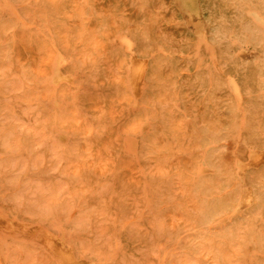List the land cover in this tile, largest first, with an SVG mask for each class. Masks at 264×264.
Returning a JSON list of instances; mask_svg holds the SVG:
<instances>
[{
  "label": "rangeland",
  "instance_id": "rangeland-1",
  "mask_svg": "<svg viewBox=\"0 0 264 264\" xmlns=\"http://www.w3.org/2000/svg\"><path fill=\"white\" fill-rule=\"evenodd\" d=\"M198 2L203 36L173 0H0V264H264V0Z\"/></svg>",
  "mask_w": 264,
  "mask_h": 264
},
{
  "label": "bare ground",
  "instance_id": "bare-ground-1",
  "mask_svg": "<svg viewBox=\"0 0 264 264\" xmlns=\"http://www.w3.org/2000/svg\"><path fill=\"white\" fill-rule=\"evenodd\" d=\"M198 1L199 0H173L180 14H182V16H184L189 21V25L194 28L198 34L203 36V21L205 15L199 7ZM250 15L255 22L264 27V17L262 15H260L256 10L252 11ZM123 42L125 43L126 40L123 39ZM238 54L243 57L250 56L253 54V50L249 47H244L239 50ZM146 67L147 65L145 60L137 56H131V63L129 65V72L127 75L130 77L131 85L136 90L139 88V79L146 70ZM55 73H57V71ZM230 88L235 95H239V90L232 80L230 82ZM263 162L264 152L258 151L251 153L249 164H258ZM242 199L243 202L241 205L246 206L250 204L251 197L249 193H245ZM49 242L48 243L51 245L52 250L62 260L63 264H87L86 262L75 260L72 256V253L64 249L63 245L57 240H51Z\"/></svg>",
  "mask_w": 264,
  "mask_h": 264
}]
</instances>
